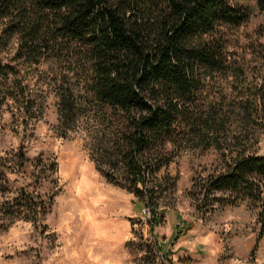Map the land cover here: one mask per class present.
Here are the masks:
<instances>
[{
	"label": "rangeland",
	"instance_id": "374dc122",
	"mask_svg": "<svg viewBox=\"0 0 264 264\" xmlns=\"http://www.w3.org/2000/svg\"><path fill=\"white\" fill-rule=\"evenodd\" d=\"M230 3L246 7L250 16L239 26H220L214 38L223 42L231 65L244 69L247 82L255 84L264 71L259 47H264V13L257 0ZM15 47L12 40L0 52V61L17 69L0 74V158L12 167L20 152L25 160L20 175L8 176L9 190H0V264H264V228L252 200L197 211L193 182L225 170L219 149L172 143L159 148V158L168 162L147 175L146 186L137 185L152 191L150 199L114 165L119 114L93 107L63 64L13 61ZM238 79L214 74L210 80L211 95L228 94V150L264 156V126L247 123L235 107L238 97L231 87ZM69 89L78 109L66 124L60 101ZM25 184L47 203L38 221L2 211ZM140 200L150 211L157 207V224L150 225Z\"/></svg>",
	"mask_w": 264,
	"mask_h": 264
},
{
	"label": "trees",
	"instance_id": "16d2710c",
	"mask_svg": "<svg viewBox=\"0 0 264 264\" xmlns=\"http://www.w3.org/2000/svg\"><path fill=\"white\" fill-rule=\"evenodd\" d=\"M257 6L264 13V0H257ZM249 16L246 7L230 0H0V52L16 40L13 61L63 64L93 107L105 115L119 114L114 165L124 168L134 188L150 199L152 191L137 185L146 186L147 175L168 162L159 158V148L168 143L215 146L225 170L194 180L197 211L248 198L259 207L264 228V156L228 150V94L209 92L214 74L239 78L231 87L238 97L235 107L247 123L264 126V71L259 82H247L244 69L231 65L223 42L214 38L220 26H239ZM16 73L15 65L0 61L1 75ZM68 91L60 101L66 124L74 121L78 109L73 91ZM24 160L20 152L12 167L0 158V190H9L8 176L20 175ZM28 186L2 205L4 214L40 219L47 203ZM138 205L150 213V225L158 223L157 207L148 210L145 200Z\"/></svg>",
	"mask_w": 264,
	"mask_h": 264
},
{
	"label": "built area",
	"instance_id": "2783aa9c",
	"mask_svg": "<svg viewBox=\"0 0 264 264\" xmlns=\"http://www.w3.org/2000/svg\"><path fill=\"white\" fill-rule=\"evenodd\" d=\"M146 214H147V217H149L150 216V213L149 212H147V210L145 209V211H144Z\"/></svg>",
	"mask_w": 264,
	"mask_h": 264
}]
</instances>
